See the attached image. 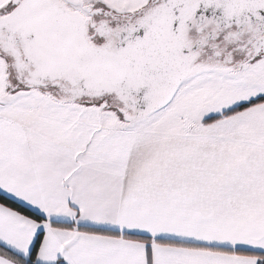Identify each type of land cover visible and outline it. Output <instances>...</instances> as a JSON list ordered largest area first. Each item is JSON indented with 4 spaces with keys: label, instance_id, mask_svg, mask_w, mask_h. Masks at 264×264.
I'll return each mask as SVG.
<instances>
[{
    "label": "snow or ice",
    "instance_id": "1",
    "mask_svg": "<svg viewBox=\"0 0 264 264\" xmlns=\"http://www.w3.org/2000/svg\"><path fill=\"white\" fill-rule=\"evenodd\" d=\"M0 264H264V0H0Z\"/></svg>",
    "mask_w": 264,
    "mask_h": 264
}]
</instances>
